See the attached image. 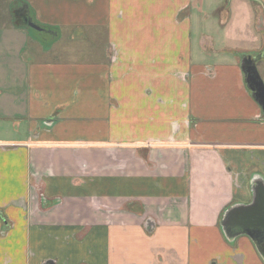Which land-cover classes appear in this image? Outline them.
<instances>
[{"label": "crops", "instance_id": "obj_1", "mask_svg": "<svg viewBox=\"0 0 264 264\" xmlns=\"http://www.w3.org/2000/svg\"><path fill=\"white\" fill-rule=\"evenodd\" d=\"M194 1L9 2L0 264H264L263 247L222 226L264 187L249 54H195ZM76 38L86 48H53ZM252 60L264 83V48Z\"/></svg>", "mask_w": 264, "mask_h": 264}, {"label": "rangeland", "instance_id": "obj_2", "mask_svg": "<svg viewBox=\"0 0 264 264\" xmlns=\"http://www.w3.org/2000/svg\"><path fill=\"white\" fill-rule=\"evenodd\" d=\"M10 1L0 0L2 21H12ZM193 4L194 7L189 11V17L192 19L195 54L199 57H203L208 52L212 53L210 49L216 51L215 47L218 49L225 47L229 52L226 54L227 58L237 59L239 52H246L249 54L247 58L252 59L264 48V0H195ZM252 30L256 35L251 38ZM203 34L206 36L202 38ZM43 37L49 38L47 35ZM76 39L75 42L74 40L61 41L53 48L73 50L74 45L86 48L87 39ZM252 41L257 43V51L238 49L241 42L240 48H246Z\"/></svg>", "mask_w": 264, "mask_h": 264}, {"label": "water", "instance_id": "obj_3", "mask_svg": "<svg viewBox=\"0 0 264 264\" xmlns=\"http://www.w3.org/2000/svg\"><path fill=\"white\" fill-rule=\"evenodd\" d=\"M27 26L38 32L44 31L43 28L36 25L31 19H27ZM243 69L246 75L247 86L264 112V83L251 58H247L244 61ZM255 195L256 198L252 205L234 208L228 212L222 226L225 229L228 226V228L235 230H243L247 236L258 244L261 242H259V238H255L253 232H259L261 235H264V187L258 185L255 189ZM234 217L235 219L240 217L239 220L241 219V223L239 221L235 222Z\"/></svg>", "mask_w": 264, "mask_h": 264}, {"label": "flooded vegetation", "instance_id": "obj_4", "mask_svg": "<svg viewBox=\"0 0 264 264\" xmlns=\"http://www.w3.org/2000/svg\"><path fill=\"white\" fill-rule=\"evenodd\" d=\"M22 16V19L27 23V19H29L27 16H25V14L23 13V12H19V16ZM236 222V221H235ZM234 222V223H235ZM236 224V223H235ZM232 231H236L235 229H233V228H230ZM238 230H240V229H238ZM241 231V230H240ZM253 234H254V236H255V238H259L258 240H260V239H262V240H264V235H261L259 232H253ZM258 245H259V247L261 248V247H263L264 248V242L263 243H258Z\"/></svg>", "mask_w": 264, "mask_h": 264}]
</instances>
